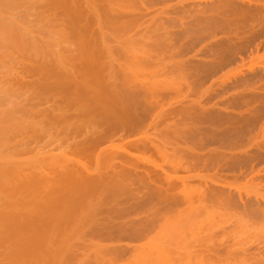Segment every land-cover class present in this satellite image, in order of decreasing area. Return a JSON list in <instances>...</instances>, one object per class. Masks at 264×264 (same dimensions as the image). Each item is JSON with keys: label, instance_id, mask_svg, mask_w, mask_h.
Here are the masks:
<instances>
[{"label": "bare ground", "instance_id": "bare-ground-1", "mask_svg": "<svg viewBox=\"0 0 264 264\" xmlns=\"http://www.w3.org/2000/svg\"><path fill=\"white\" fill-rule=\"evenodd\" d=\"M30 1H32V0H30ZM35 1H34V3L37 4L38 0H35ZM41 1H43V0H41ZM41 1L39 0L40 3H41ZM45 1L46 0L43 1L44 5L42 4V6H40L41 5L40 4L39 6H40V8L43 7V9H41V11H45L43 13H45L47 15V18H44V17H46L45 14H44V17L40 16V14L42 15L43 13H41V11L39 10L40 8L36 6L35 8H38L37 11L39 10L40 14H39V12H38V14H36L37 15L36 19L35 18L33 19V17H36L35 13H34L33 17L31 16V15H33V13L30 14V16L32 17V19H31L30 16L28 15L29 13H26L27 14L26 18H28V17L30 18L29 20H27V19H25V16L23 17V14H24L23 12H25V10L28 11V9H30L29 7H31V9H33V7H34L33 2H32V4H30L29 0H0V54L2 53L0 55V71H1V66H2V69L5 68L4 71L7 69L5 73L11 72L10 69H13L12 68L13 66L12 67L10 66L11 65V64H9L10 61H11L10 63H12V61H14V62L18 61L17 63H19V61H22L21 58H20L21 60H18L19 56L24 58V56L27 57L28 54H30L29 57L32 58V59L30 58L31 59L30 60L31 62L29 63L30 67L28 65L29 68L23 69L24 75H26L27 77H28V75L29 76L31 75V77L38 76L37 80L35 79L36 80L35 82H30V84H28L29 83L28 82L25 85L23 82H25V79L27 77L25 78L23 73H21V75H20L18 73L19 71H15L13 69L14 76L10 75V77L8 76V79H7L9 81V83L4 81L5 78L3 79V75H2V73L4 74L3 70L1 71L2 73H0V78L3 79V81L1 83H4V82L6 83V85L4 87L0 88V105H2V107L0 106V109L8 106V107L2 109L4 111V113L2 110L0 111V116H1L0 117V160H1V162H0V189H2V190L10 189V192L12 193V194L10 193V195L20 196V197H22L24 195L27 196V193L28 194L31 193V195L32 194L37 195L41 192L45 193L46 191H48V192H51V195L47 192L49 194L48 198H49L50 202H51V197L55 194V192L53 193V191L58 192L59 190H62V191L63 190H68V191L71 190L70 193H73V194H71V195H74L73 197L71 195L68 196L69 195L68 194L67 198H65L63 200V198L67 194L66 193L65 195H63L64 196L63 198L61 197V199L63 200V203L60 199V201H61L60 205H61V203L63 205L65 204L64 205L65 208L62 206H59L58 205L59 202L57 203V201H56L57 204L54 203L53 200H52L53 203L47 202L46 206L49 207V205H50L51 206L50 209L52 211L54 210V208H55V211L61 210V212H62V210H63V212H62L63 214H64V209H67L68 214H67L66 218L69 220H72V217H70V216L74 215L72 213L73 210L75 213L76 208H77V210H79L81 208H82L81 210H83L85 208V209H87V214H89L88 211L91 212L90 216H87L89 218V220L87 218V220L84 219V221L83 220L81 221V219H82L81 216H80L81 219L79 217V219L76 218L75 220L78 219L77 222L79 221V223L81 225L84 223L85 226H87V224L85 222H89V224H88L89 227H90V225H91V227L94 224L97 225L96 223L98 222L97 220H99L98 219L99 217L98 218H95V217L98 216L97 215L98 212L100 213V211H99L101 209L100 203H104L108 206H111V209L108 212H105V214L106 213L109 215L113 214V216L118 215V216H121L122 218H125L126 216H129V214H132V213L135 214V212L139 208H144V207L146 208L147 206H151V209H149V212H147L148 214H147L146 219H144L143 221L132 222V223L130 222L131 224L128 222L130 225L129 224H126V225L123 224V226L121 225V223H120V226L119 225L116 226L117 224H115L116 227H114V226L112 227L113 232L112 233L110 232V235L112 234L111 237H113V234L115 235V233H116L115 236H118L117 234H119L121 238H124V237L130 238V239L133 238L134 240H137L138 238H142V240H143V239H146L149 236V234H151V232L156 227H161V229L156 234H154L152 238H151V235L149 236L150 238L149 237L147 238V239H149V240H147L148 243L147 242H145L146 244L144 243L146 246L144 245V247H143V245H142L141 246L142 248L139 247L140 249L138 248V250L134 249L135 253H131V254H135L134 256L133 255L131 256V257H133V260L131 261V259H129L131 261L130 263H132V264H138L139 262H140V264L145 263V262H141L139 260V258H142V257L144 258V256H145V258L152 260L150 262V264H152V263L153 264H174L173 262H175V264H178V263H180V264H251L252 260H254V264L258 263L259 259L257 257H254L255 254H250V253L248 254V252H247L248 250L246 251V248H245L248 242L245 241L244 238H246L248 236L245 237L244 233H246V231H247L246 227H245L246 224L250 222V221L249 222H246V221H248L247 219L250 217L249 215H251V213H252V212L250 213V207H251L250 204L251 203L244 201V199H242L243 196L241 195V193H239L238 196H234V195L230 194L229 192H226L224 190V188L222 189V188H218V186H217V188L212 186V184L215 183L218 178L221 177V179H222V176L217 174L218 176H220V177H217L216 173H218V171L216 173H213V174H208V171H210L212 168H214L215 161L218 158L223 157L224 155L222 156L221 150L218 148H212L209 150H202L201 144H199L200 142H198L197 144L195 143V139L197 137L200 140V136H198L199 131L197 132L198 128L196 129L194 127L195 128V130H194L191 127L189 129V127H188L189 130L185 131V129H187V128L183 127V124H182L183 121H181V119H182V117L184 118V116H182L184 113H182V111H185L184 107H186V106L183 107L181 105L183 107V109L181 108V106H177L178 108L180 107L178 109L175 105L176 104L178 105L177 99L184 100V98L187 97V94H185L186 97L182 98V96H184L182 94L184 92L183 87L186 84L181 83V82L175 83L178 81V80H176V78H175V81L173 79L172 80L169 79L170 77L168 78L167 76H169L170 74L168 75L167 73L163 72L164 70H162V68H164V66H163L164 64L163 65L161 64L162 61H160L161 63H159V65L161 64L163 66L161 68L162 72L159 76L162 77L163 74L164 75L166 74V76L163 75L162 80L157 75L158 79L153 81V82L151 81L152 83H150L149 79H148L149 83H147L148 82L147 80H146L147 82L146 81L144 82L143 79H145L147 77V74H145L144 76L142 74V76L144 78L140 80L139 77H142V76L141 75L137 76L136 74H134V73H136V71L134 69L136 68L137 64H138L139 68L140 67L144 68V66H146L147 62H145V61H147L146 59L148 56L147 46H145L146 50L144 47V51H146L145 53L147 55L146 56L144 52L143 53L141 52L143 50L142 49L143 46L141 47V45L139 46L141 48V51L139 50L140 48L138 50H139L140 54L141 53L143 54V57L145 59L141 56L142 54L139 55L140 58L142 57L141 60H143V61L139 60L140 61L139 62L138 60H136V62H139V63H136L135 68L133 69L135 71L133 73L134 76H132L133 74L131 71H133V70L130 69V67L132 68V65L129 66V64L131 62L132 63L134 62L135 57H136V59L139 58L138 57L139 52L137 51V49L131 50V47H130V49L128 50L130 52H127V51H125L126 49L124 48L127 44L124 43L125 46L123 48L125 49L124 50L125 52L123 51L122 47L120 48L121 50L120 49L116 50V48L115 49L113 48V50L111 48H109V49L107 48V50L105 49L104 51H102L101 49L105 48V46H104V48L102 47V44L104 43V39L103 40L101 39V38H104L102 36L99 37L101 40L99 39L100 41L98 42L101 45V46L99 45V48H101V47L102 48L100 49V51H98L99 48L97 46L96 50L98 52L97 51L94 52L95 54H93V55L96 57L98 56L99 58H101V56H103V58H104V56H105V58H107L108 61H109V59L111 60V58H113L115 56L118 57L117 55H119L118 58L120 59V61H121V56H123L122 57L123 62L125 59V60H127V62H129V64L127 63V65H125V67H120L121 69L119 68L120 72L122 71L121 74H119V70H117L118 72L115 73L114 75L103 74V72H102L103 70L100 67L101 73L98 71L97 74H94L92 76L89 75L88 76L89 78L86 79L85 81H83L84 79L80 78L83 81V82H81L80 79H78L76 76L77 75L79 76L81 73L85 74V73H83V71L85 69L87 71V68L92 67V69H93V64H92L93 62H90V61H93V59H92L93 57L91 58L92 60L89 61V64H92V66L89 67L87 65L88 59L87 58L84 59V57H85L84 55L82 58L80 56V58H81L80 59V65L81 66H80L79 64L74 62L76 59H74L70 55L67 56L65 54V52L68 51V54H70L72 52V51L70 52L68 50V48L71 49V47H72V46L71 47L69 46V43H70L71 39H72V43H73V39H75V37L72 38L73 35L69 36V34H71V33L73 34V32H74V36H75V35H77L78 32H82V35H84L83 31L80 28L81 31H78L76 33L77 28L75 26L76 29H74L73 32H71V33L68 32V36H66L67 34H66V28H65V30L64 29L63 30L65 31L66 35H65V37H63V36L58 35L59 34L58 29L56 30L55 28H57L58 26L60 27L61 25H64L66 27L67 25L70 24L69 28L71 27L73 29V26L75 24H77L76 22H79L81 20H85V21L87 20V18H88L87 17L88 16L87 11L89 9L87 10V5L85 3H84V5H86V6L79 7V5L77 4L78 0H67V1L66 0H54V3L52 2V0H47V2H45ZM49 1H51L53 4L50 3ZM103 1H105V0H103ZM112 1H109V3H107L106 6L109 4L108 7L110 8V5L113 4ZM119 1H121V0L115 1L114 5L115 6L121 5V2H120V4L119 3L116 4V2H119ZM123 1H124V3L126 2L125 4L127 5V7L130 6V8L128 9L130 11V9L131 10H133L135 8L137 9L139 7L138 6L139 4L141 7V4H143L144 0H142V3L139 0V2H140L139 4L137 2L138 0H136V1L135 0H122V2ZM145 1L147 2V0H145ZM148 1L149 2H147V3H148V6L150 7V10H149L150 12L147 11V9H149L148 6H147L146 10H142L141 12L146 13V11H147V13L150 14L151 12L153 13L154 9L151 8L150 0H148ZM155 1L158 2V0H154L152 4L156 3ZM159 1L161 2L163 0H159ZM110 2H112V3L110 4ZM219 2H220V0H219ZM230 2H232V0H224V4L221 7L208 5V7H206V14H208V16L211 18H214V15L219 16V17L224 16V17L230 18V16L233 13H238L237 11L235 12L236 9L235 10L230 9V7L232 6V5H230ZM45 3L46 4L48 3V4L45 5ZM234 3H235V1H234ZM23 4L25 5V7ZM125 4H123L124 8H125ZM146 4H144V9H145ZM21 5L24 8L22 10H20ZM167 5L164 6V10L165 9L167 10V8L169 7V4H167ZM183 5H184V3H183ZM183 5L181 4V6H183ZM114 7H112V8H114ZM132 7H133V9H132ZM170 7H172V6H170ZM243 7H245V6H243ZM50 8L51 9L53 8L52 12L54 9H58V10H60L58 12H61V9H62L63 13L61 12V14H59V20H58V17H56V16H54V18H49V15L51 17H53L52 14H48L51 12ZM104 8H105V4L103 6V9ZM112 8H110L109 11L107 8V11L110 13ZM118 8H120V6ZM16 9H18V11H16ZM121 9H123L122 5H121V8L118 10V12H120ZM138 9L136 11L133 10L134 15L141 14V12L138 13ZM182 9H184V8H182ZM13 10L15 11V13H13ZM48 10H49V12H48ZM126 10H127V8H125V11ZM151 10H153V11H151ZM168 10H169V8H168ZM33 11H36V10L33 9ZM95 11H96V9H95ZM133 11L131 12V14L133 13ZM165 11L162 12V9L160 10V12H162V13H165ZM248 11H249V9H247L245 12H248ZM250 11H252V9ZM250 11L248 12V14H250V13L253 14V12H250ZM17 12L18 13L21 12L22 15L18 16ZM108 12H107V14H108ZM121 12L123 13L122 10H121ZM135 12H137V13L135 14ZM115 13H116V11H115ZM128 13L125 12L124 16L125 15L128 16ZM152 13H151V16H152ZM162 13L161 14L159 13L160 15L155 16V14H156V12H155V14L153 13L154 14L153 17L154 18L156 17L157 18L156 20H158V19L160 20L159 16H163ZM186 13H187V11H186ZM15 14H16V17L18 16V19L15 17ZM63 14L64 15L66 14V15L63 16ZM131 14L129 16H131ZM146 14H144L143 16L139 15L138 17H140V18L142 17V20H143V18H146L148 16V14L147 15ZM60 15L63 16L62 17L63 19H61ZM102 15H103V13H102ZM116 15H118L116 17H118L119 19H121V17H123L121 20L124 19L123 14H116ZM119 15H121V17H119ZM134 15H133V21H132V19L131 20L129 19L132 22L131 23L129 21L130 22V25H128L129 27L127 25H125L126 23L122 22V24L124 23V25H125V27L122 28L123 32H125V31L128 32L131 30V32L133 33L134 30H132V29L134 28L135 25L138 27L137 24H139L138 29L140 30V27H141L140 23L142 20L139 21V19H137V17L135 19ZM164 15H166V13ZM22 17L24 20H27V24L30 23V24H32V26L30 24H29V26H27L25 21H23L24 22V24H23ZM64 17H66V18H64ZM243 17L244 18L246 17L245 13H244ZM206 18H207V16H206ZM237 18L238 17L236 16V19ZM239 18H238V20H239ZM151 19H153V18L151 17ZM181 19H182V17L180 18V21H181ZM18 20H20L21 23ZM33 20H36V21L38 20V22H35L36 25L37 24L39 25L38 28H37L38 25L36 26L34 23H32V22H34ZM96 20H98V19L96 18ZM111 20L115 21L114 17H113V19L111 18ZM209 20L211 21V19H209ZM234 20H233V22H234ZM100 21H99V23H100ZM151 21H153V20H151ZM129 22H128V24H129ZM134 22H135V24H134ZM181 22H183V21H181ZM225 22H227V21H225ZM42 23H43V25H41ZM86 23L88 24V22H86ZM86 23L84 22V30L87 29ZM95 23L97 24V21ZM95 23L93 24L94 26H95ZM33 25H34V27H33ZM88 25L90 26V22ZM256 25H257V23H256ZM30 26L32 28H35V29L37 28L36 30L38 31V33H39V31H41L40 34H43V31H44V33L47 32V34L52 36V35H55V32H56L57 41H55V37H54V40L51 38L54 42L50 41L49 43H46L45 44L46 46H45L43 44V41L41 40V38H43V40H44V37L46 36V34L43 37L41 35V38H40V40L42 41L41 42L38 38L39 36L37 37V35H36V37H34V35H35V33H37V31L35 29L34 30L31 29ZM104 26H106V24ZM136 26H135V28H136ZM25 27H27L28 29H26ZM61 27H63V26H61ZM23 28H24V30H22ZM29 28L31 29V31L29 30ZM71 28L69 30H71ZM90 28L92 29V27H90ZM90 28H88V31ZM128 28L130 30H128ZM142 28H141V32H139L141 36H142V33H144V30L142 32ZM123 29H125V30H123ZM145 29L148 30V28H145ZM149 29H150L149 34H148V32H146L143 35L145 37H147L146 35L148 34V39H151L152 36H150V35L156 36V33L152 34V32L154 30L153 27L149 28ZM156 29H157V27H156ZM69 30H67V31H69ZM23 31H25V32H23ZM96 31H97V29H96ZM118 31H119V29H118ZM136 32H137V30H136ZM154 32H156V31L154 30ZM90 33L91 32L89 31V34ZM119 33L122 34L121 31ZM139 33L135 34L136 37H137V35L139 36ZM160 33H162L161 29H157V35ZM89 34H86V36ZM92 35H94V34H92ZM122 35H124V33ZM135 35H133L132 38L129 37L130 39H128V40L130 42L134 41V39H136L135 40L136 42L140 41V40H137ZM58 36H60V37H58ZM144 36H143V38H144ZM94 37H96V35ZM162 37H164V36H162ZM126 39L127 38H125L124 40H126ZM46 40H48V39H46ZM93 40H98V39L96 38ZM74 41H77V40H74ZM38 42H41L42 45H44L45 47L41 46ZM44 42H45V40H44ZM90 42H91V40H90ZM93 42L95 44V41H93ZM140 42H138V43H140ZM146 42L144 45H146ZM75 43H78V42H75ZM75 43H73L71 45H74ZM82 43H84L83 40H82ZM109 43H110V41H109ZM167 43H169V42H167ZM38 44L40 45V47H43V49H40ZM62 44H63V46H62ZM94 44H93V46H94ZM60 45H61V48L59 47ZM108 45L109 44H107L106 47H109ZM93 46H91V47H93ZM149 46H151V45L149 44ZM149 46H148V51L150 54L151 49L149 48ZM38 47H39L38 52H36L35 50H37ZM85 47H87V46H84V48ZM126 47H127V49L129 48L128 46H126ZM152 47L153 46H151V48ZM51 48H54L55 50H51ZM134 48H135V46H134ZM9 49H11L12 51ZM75 49H77V51L79 53L84 51L83 48H81L80 46H79V48H75ZM81 49L83 51H81ZM32 50H33V52H32ZM115 50H116V52H115ZM175 50H177V49H175ZM175 50L173 52H175ZM10 51H11V53H10ZM107 51H111V52L113 51L114 53H110V55L107 54V56L109 55L108 57L112 56V54H113V57H110L108 59V57L105 54V53H107ZM119 51H122L121 53H125V54H121ZM14 52H17L16 53L17 55L19 53L18 57L16 56L14 58V56H13V55H15ZM32 53H33L34 57L31 56ZM75 53H77V52H75ZM164 53H166V52H164ZM179 53H180V51H179ZM179 53H177V54H179ZM84 54H86L85 51H84ZM136 54H137V56H136ZM93 55H90V56H93ZM159 55H163V54H159ZM157 56H158V54H157ZM174 56H176V55H174ZM87 57H89V56H87ZM126 57L131 58L132 59L131 62H130V59L128 61V58H126ZM150 57H152V55H150L148 58L149 59V61L147 63V64H149L148 67L156 64V60H154L155 62L153 60H151V62L152 61L153 62H152V64H150ZM40 58H42V59H40ZM133 58H134V60H133ZM27 60L29 61V58ZM116 60H117V58H116ZM7 61H8V63L6 66L5 63ZM24 61H22V62L24 63ZM72 61H73L72 67L74 66L73 64L75 63L76 66L77 65L80 66L81 72L79 71L80 68L78 66H77L78 69L76 68V66H74V68H71L70 62H72ZM113 61H114V59L111 61V63H113ZM2 62H3V64H2ZM22 62H21V64H22ZM27 63L28 62L26 61V65H27ZM115 63L116 62L114 61V64H112V65L114 66V69H116V68L118 69L119 65L117 67L116 66L117 64H115ZM124 63H126V61ZM102 64H103V62H102ZM104 64H105V62H104ZM120 64H121V62H120ZM12 65H13V63H12ZM108 65L110 66V62L107 63V66ZM102 66L104 67L105 65H102ZM127 66H129V68H126ZM100 68L98 65L96 70L94 69V73H95V71H97V69L100 70ZM109 68L106 69V71L109 70ZM122 68L124 69L125 72H123ZM158 68L160 69V66L159 67L155 66V69L157 70V72H160L161 70H159ZM177 68H178V66H177ZM111 69H112V71L114 70L112 67H111ZM166 69H165V71H166ZM126 70H128V71H126ZM129 70H131L130 71L131 75L128 74ZM153 70H154V68H153ZM20 71L23 72L21 69H20ZM90 71H92V70H89V73H90ZM109 72H111V71H109ZM15 73H16V76H15ZM75 73H76V75H75ZM87 73H88V71H87ZM98 73H100L101 75ZM172 73H174V71ZM151 74L154 76L155 72H154V74L153 73H151ZM148 75H150V74H148ZM150 76H148V78H150ZM5 77H6V75H5ZM11 77L12 78L14 77L13 81H16L14 84H12L13 81L10 82L11 80H9V79H11ZM15 77H18L19 79H21V81H17V79ZM136 77H138V78H136ZM164 77H167V78L165 79ZM171 78H173V76ZM23 79H24V81H22ZM50 80H54V83H52V82L49 83L48 81H50ZM16 86L19 88L22 87L21 89L24 92L23 93L21 92V93L23 95L26 94V96L23 97V99L24 98L26 99V100H24L25 102H28L30 97L32 99H34V101L37 100V104H39L40 101L42 102V99L47 101V100L53 98V100L59 99L58 101L61 102V106L59 107V109H57L58 105H59L58 104L57 107L55 108V110H50L51 109L50 108L49 110L38 111L37 108L40 105L37 106V104H33V105H36L37 107L33 108L30 112L28 110L25 111L26 108H22L21 107L22 104L21 105L18 104V107H12V106H17L19 99L22 98V96H21L22 94L21 95H18V93L13 94V95L10 94V93L16 92L15 91ZM166 87L168 89H165ZM186 87L188 88V90H187L188 93L190 91L192 93V91L194 90V86L192 88V86L186 85ZM169 89L172 90L173 96H169V98H167L168 96L165 97L164 93H166L167 91L169 93ZM189 89H190V91H189ZM4 91H7L8 93L10 92V93L8 94ZM135 91H137V93H138V91H141L138 93V94H141V96H143V94H144L142 100H141V96L139 98L138 97L139 95L134 94ZM195 92L198 93V90H195ZM195 92H194V94H195ZM170 93H171V91H170ZM7 94L9 95V97ZM3 95H4V97H3ZM14 95H15V98L16 97H20V98H18V99L16 98V101L14 102V103L17 102L16 105L15 104L11 105V110L7 111V109L9 108V105L11 104L10 101L13 103V101L15 100L14 99L12 101V99H10V96L12 97ZM135 95L137 96L136 101H138L140 99L139 102L141 101V103L144 105L142 108H141V106L139 107L140 110L142 109L140 112L136 111L138 109V107H136V110L134 109L135 105L133 104V102H135V99L133 98V101L131 100L132 96L135 97ZM174 95H175V97H174ZM179 96L181 98H179ZM170 97H172V98H170ZM8 99H10V101ZM2 102L4 104H2ZM139 102H136V105L138 104V106H139L140 105ZM6 104H9V105H6ZM165 104H167L168 107L164 109ZM19 105L24 110L23 111L24 113L18 112V111H20ZM189 105H190V103H189ZM191 105H192V103H191ZM193 106L195 107V102L192 105V107ZM23 107H25V106H23ZM18 108H19V110H18ZM22 109H21V111H22ZM138 111H139V109H138ZM25 112H26V114H25ZM39 114L42 117V119L40 118L41 119L40 121L38 119V117H40ZM179 117H181V119ZM18 118H20L22 120V122H20L21 120ZM17 120H19V121H17ZM5 123L8 125L7 127H5L6 126ZM52 130H54L55 133H52L51 132ZM50 132H51L50 138H48L49 135L47 136V134H49ZM195 132L197 133V135H195ZM184 133L185 134L188 133L189 136L191 134H194L197 137H194L192 135L194 137V141H192L193 139H191V140L189 139L190 140V142H189V140L185 141V139H184L185 143H183V142H181V140L184 136ZM23 136H25V137H23ZM45 136L47 137V139H49L48 140L49 143H47V144H51L52 142L53 143L57 142L58 146L61 148L63 141L72 140L75 142V143H73L74 148L72 150L67 148L69 155H68V153H66L67 152L66 149H63V147H62V149H61L62 151L57 155H55L54 153H53L54 155L53 154H46V152H45L43 155H39V156L36 155L34 157H31V158L26 157L24 160L21 158L16 159L17 157H15V155L18 152L20 153V155L23 154V153L21 154V151H23V150H24L23 152H25V153L28 152L26 145L30 141L29 139H31V140L32 139H39V140L42 139L43 140V138L45 139ZM7 137H11L12 141H11V139H9V141L8 142L6 141L7 142L6 143L5 140L8 139ZM15 137L16 138L18 137V139H19V137H20V139L23 137V139H25V140L28 139V141L26 140L25 146H24L23 145L24 144L23 139H22V144L20 143L21 142L20 139L19 140L16 139L15 141L18 142V143H16V146L18 145V147H19V145H20V147H21V145H22L21 151L20 150L18 151L16 149V147L13 146L12 151H10V153H9L7 147L15 145L13 142ZM184 137H187V136H184ZM130 138H133V139H130ZM199 140H196V142ZM191 141H192V143H191ZM105 143H109V146L108 147L105 146V148H101V145L105 144ZM11 148L12 147H10V149ZM14 148H15V150H14ZM65 148H66V146H65ZM4 149H7L6 150V151H8L7 154H5L6 151ZM13 150H14V152H13ZM44 150H45V148H44ZM2 151H3V153L5 152L4 154L6 155L7 159L9 157L8 160H6L5 156H3L4 154L3 155L1 154ZM11 152H13V153L11 154ZM8 153H9V156H8ZM10 155H12V156L10 157ZM17 156H19V154H17ZM2 160H4V161H2ZM220 160H221V158H220ZM3 162H5V163H3ZM217 162H216V164H217ZM162 164L168 166V171H166L162 168ZM26 168L28 169L27 173L28 172L29 173L28 174L26 173V176H25V174L23 175L21 172ZM182 169L188 171L189 173L192 171H195V170L198 172H197V174H191V175H188L186 177H178L177 173ZM140 170H144V173H143V171H141L143 173V174H141ZM203 171L206 173H201ZM22 176H24V177H22ZM132 186H136L137 189L133 190ZM235 190H237V189H235ZM240 191H241V189H240ZM257 195H258V193H257ZM14 196L11 198L12 200L13 199L15 200ZM261 196H259V197H261ZM68 197H70V198L72 197V202L70 201L71 205L67 204V202H69V200H70V198H68ZM34 198H35V200H34ZM34 198H33V200H34L33 203L35 202L34 203L35 206H36V204L37 205L43 204V203L46 204L47 199L45 200V197L43 199L40 198L39 202H38V200H36L37 197H34ZM262 198H264V196H262ZM43 200H45V201H43ZM6 201H7L6 198H4L2 200L0 198V204H2L3 202H6ZM248 201H250V200L248 199ZM254 203H255V201H254ZM178 204H181V205L183 204L185 206L184 210L182 209V212H180V213L183 214V212H188V213H190V215L184 216L182 214H179L177 217H172V215H170V214L173 212L174 207ZM57 205L59 206L58 210L56 209L58 207ZM29 206H30V204H29ZM53 206H54V208H53ZM99 206H100V209H99ZM161 206H166V207L162 209ZM61 207H62V209H61ZM85 209H84V211H85ZM2 212H3V210H2ZM4 212H5V210H4ZM69 214H70V216H69ZM95 214L97 216H95ZM259 214H261V213H259ZM64 215L66 216V212ZM77 215L78 214H76V217H77ZM176 215H177V213H176ZM217 216H218V219H216ZM13 217H14V215H13ZM108 217H110V216H108ZM200 217L202 218L203 222L207 221L206 222L207 224L205 223L206 226L203 227L204 224L200 222V220H201ZM213 218H215V221L213 220ZM182 219H184L185 221H183ZM192 219L198 220L201 223V225L199 224L197 227L198 232L202 231V228H203V230L212 231L211 234H209V235L207 234L206 236L201 237L202 239L201 238H198L199 240L197 239L198 240L197 245L199 244L200 249L197 248V245L195 243L197 240H194V236L196 235L195 233H198L197 231H195V233H193V231H194V229H196V227L193 229L194 226H192L193 231L190 230L192 232L191 234L193 236L187 235L188 233H186L183 236L186 229H185V231L183 230V232H182L183 234L181 233V230H180L181 227L189 224L188 221L191 222ZM231 219L232 220L234 219L235 220L234 223H237V224H234L235 225L234 229H235L236 233L238 231V234H236L237 235L236 236L234 233L236 238L235 239L233 238L232 243L227 244V242H228L227 240H230V238H226L225 240H224V238L227 236V233H229L230 231L226 232V233L222 232L223 234H221V236H220L222 238H220L218 236L219 234L216 235V233H214V231L216 229H218V226L221 227V225H222V223H224V221H226V220L231 221ZM106 220H107L106 223L108 224L109 220L108 219H106ZM177 220H179L180 222L183 221V222H185V224L184 223L180 224V225H182L180 228H179V226H177V229L175 227L173 229L172 226H174V225H172V226H170V225L172 223H175ZM216 220H217V222H216ZM220 220H221V222H219ZM222 220H223V222H222ZM249 220H251V219L249 218ZM101 221H100V224H101ZM213 221H214V223H216L215 225H213L214 224ZM186 222H187V224H186ZM219 223H221V224H219ZM95 225H94V227H95ZM111 225H112L111 222H110V226L105 225V222H104L105 227L109 226L111 228ZM168 226L171 228H168ZM200 226H202V227H200ZM215 226H217V227H215ZM79 227H80V225H79ZM79 227L77 226V229ZM96 227L94 229H96ZM248 227H250V226H248ZM183 228H185V227H183ZM252 228H253V226H252ZM221 229H223V228H221ZM231 230H232V232L234 231L233 226H232ZM243 231H245V232H243ZM104 232L106 233V231H104L102 229L99 231L97 230V234L98 235L100 234V236H101V234H103V236H104ZM179 232H180V234H179ZM72 233H74V232H72ZM72 233L70 232V233H68V235L69 236L71 235V237H74L75 235H77L76 231H75V233H76L75 235L74 234L72 235ZM79 233L80 234H78V235L80 237H81V235L83 236V233L81 234L80 230H79ZM242 233L244 235H242ZM97 234H96V236H97ZM108 234H109V232H108ZM108 234L105 236L107 237ZM189 234H190V232H189ZM205 234H206V232H205ZM79 236L78 237L75 236L74 238L79 240ZM185 236L189 237L190 242H191V239L194 240L195 244L193 243V246L191 244L188 246V243H189L188 240L189 239L187 238L188 239L187 240L185 238ZM216 236H218V237H216ZM223 236H224V238H223ZM86 237H87V235H86ZM93 237H95V235ZM93 237H92V239H93ZM84 238H85V235H84ZM81 239H83V238L81 237ZM184 239L186 240V242H188L187 245L185 244ZM200 241H201V243H200ZM89 245L94 246L92 244V242H90ZM195 245H196L197 250H201L200 253L198 252L199 254L193 253V251H194L193 249H194ZM97 248L98 247L94 246V249L96 250V252H97V250L99 252L101 249L100 248L97 249ZM93 252L96 254L95 251H93ZM195 252H196V250H195ZM7 254H8V252H7ZM97 256H98V254H97ZM97 256L95 255L94 258H96ZM122 257H123V255H122ZM97 260L98 259L96 258V262H98ZM124 261H123V263H124ZM112 262H114V261H112ZM115 263H116V261H115ZM107 264H112V263L107 262ZM127 264H128V262H127ZM145 264H147V263H145Z\"/></svg>", "mask_w": 264, "mask_h": 264}, {"label": "rangeland", "instance_id": "rangeland-1", "mask_svg": "<svg viewBox=\"0 0 264 264\" xmlns=\"http://www.w3.org/2000/svg\"><path fill=\"white\" fill-rule=\"evenodd\" d=\"M34 1L35 0H32V1L29 0V3L32 4V2L34 3ZM43 1H41V3H40L38 0L37 4L34 3L33 9H35L36 11H33V9H31V7H29L31 10L30 9H28V11L25 10V12H23L25 14V15L23 14V17L25 16V19L29 20L30 18L32 19V17L34 16V13H35V15L38 14V12L40 14L41 9H43V7L40 8V6H42V4L44 5ZM109 1H112V0H105V1H103V0H98V1L97 0H81V1L78 0L77 4L79 5V7H81V6L83 7V6L87 5V10L89 9L88 10L89 12L87 11V15H88L87 20L86 21L81 20L79 22H76L77 24H75L73 26V29L70 27L71 30H69L70 24L67 25L66 27L64 25H61L63 27L58 26L57 28H55L56 30L58 29V33H59L58 35L63 36V37H65L66 34H67L66 36H68V32L71 33L76 28L77 29L79 28L78 30L76 29V33L78 31H81L80 28L83 31L84 35H82V32H78L77 35H75V36H74V32H73V34L72 33L69 34V36L73 35L72 38L75 37V39H73V43H75V42H78V43H75L76 45L75 44L71 45V44H73L72 39H71L69 46L70 47L72 46L73 48L72 47H71V49L68 48V50L70 52L71 51L72 52L70 54H68V51H66L65 54L67 56L70 55L71 57L76 59L74 62L79 64V65H80V59L84 55L85 56L84 59H86V58L88 59L87 65L90 67L93 64V69H92V67L87 68L88 73L85 69L83 71V73H85V74L81 73L79 76L77 75L76 77L78 79H80V78L84 79L83 81H85L86 79L89 78L88 77L89 75L92 76L94 74H97L98 71L101 73V68L103 70L102 71L103 74H106V75L107 74L114 75L115 73L118 72L117 70H119V74H121L122 71L120 72V69H121L120 67H125V65H127V63L129 64V62H127V60H125V59H124V62L126 61V63L123 62V58H122L123 56H121V61H120V59L118 58L119 55H117V54L116 55L118 57H116V56L113 57V54H112V56H110V57H113V58H111V60H110L109 59L110 57H108V56L110 55V53H114L113 51L112 52L107 51V53H105L106 56H107V54H109L107 56L109 61L107 60V58H105V56H104V58H103V56H101V58H99L98 56L97 57L94 56L93 54H95L94 52L97 51L96 50L97 46L99 48V45H100L98 42L101 39L102 40L104 39V43L103 44L101 42L100 43L102 44V47L104 48V46H105V48L101 49L102 48L101 47V48H99L98 51H100V49L102 51H104L105 49L107 50V48L108 49L111 48L112 50H113V48L114 49L116 48V50H118L122 47L123 51L126 49L125 51L130 52L128 50L131 47V50L137 49V51L139 52V50L141 51V48L139 47L141 45V47L143 46L142 47L143 50L141 52L145 53L146 51H144V47L147 46L148 56L145 53V55L147 56V59H146L147 61H145V60L144 61L148 63V61H149L148 58L150 55H152V57H150V64H152V62L154 60H156L157 65L156 64L151 65V66H149L150 67L149 68L148 67L149 64L146 63V66H144V68L143 67L139 68L138 64L136 65V63L143 61V60H141L143 57V54L141 53L142 54L141 55L139 52L138 57H139V55H141L142 57L141 58L139 57L137 59L135 57V60L133 58L134 64L131 62V60H132L131 58L126 57V58H128V61L130 59V62L132 63V64L131 63L129 64V66L132 65V68L130 67L131 70H133L135 68V65H136V68L134 69L136 71V73H134L135 72L134 70L133 71L129 70L128 74H130L131 72H132V74L134 73L137 76L138 75L142 76V74L144 76L145 74H147V77L145 79H143L144 78L143 76L139 77L140 80L143 79L145 82L146 80L148 81V79H149L150 83H152L153 81L158 79V76L161 74L162 70H164L163 71L164 73H167L168 75L170 74L169 76H167L168 78L170 77L169 79H171V80L173 79L175 81V78H176V80H178L175 83L181 82V83H184L186 85L192 86V88L194 86V90L192 91L193 94L191 93L190 89H189L190 92L189 93L187 92L188 88L186 87V85L183 87L184 92L182 91L183 92L182 94L184 96H182V98L186 97L185 94H187V97H186L187 99L186 98H184V100L177 99L178 102L177 101L176 102L178 103V105L175 103L176 104L175 106L176 107L181 106V105L183 107L186 106V107H184L185 111H182V113H184V114L183 115L181 114L182 116H184V118L183 117H182V119H181V117H179V118L181 119V121H183V123H182L183 127L187 128V129L184 128L185 131H188L190 129V127L193 128L194 130H195V128L196 129L198 128L197 132L199 131L198 136H200V140L197 136H195V135H197L196 132H195V135L191 134L190 136L188 133L185 134L186 133L185 132L184 136H187V137L183 136L181 142L185 143V141H187L189 139L190 140L193 139L192 141H194V137H197L195 139V143L197 144L198 142H200L199 144H201L202 150H209L212 148H218L221 150V154H222V156L223 155L224 156L220 157L221 160H220V158H218L215 161L214 168H212L210 171H208V174H213V173H216L218 171V173H216V175L218 174V175L222 176V179L220 176L217 175V177H220V178H218L219 180L217 179L216 182L214 181L215 183H213L212 186L216 187V188H217V186H218V188H222V189L224 188V190L226 192H229L230 194H232L234 196H238L239 193H241V195L243 196L242 199H244V201H246V202L251 203L250 204V206H251L250 207V213L251 212L252 213H251V215H249L250 216L249 218L251 220H249V218L247 219L248 221H246V222H249V221L250 222L247 223L245 226L246 230H247L246 233H244L245 235L243 233H242V235H244L245 237L248 236V237H246L247 239L244 238L245 241L248 242V243L246 242L247 245L245 247L246 251L248 250L247 251L248 254L249 253L255 254L254 257H257L259 259L258 260L259 262L256 264H264V198H262V196H264V0H232V2H230V5H232L230 7V9L231 10L236 9L235 12L237 11L238 13H233L230 16V18L224 17V16L219 17L216 15H214V18H211L208 16V14H206V7H208V5L221 7L224 4V0H220V2H219V0H217V1L216 0H165V1L163 0L161 2L158 0V2L155 1L156 3H154V4H152L154 0H152V1L150 0L151 8L154 9V11L153 10H151V11H153L154 14L156 12L155 16L160 15L163 11H165L166 9L164 10V6L169 4L168 8L170 11L167 8V10L165 11L166 15H164L165 13H162L163 16H159L160 20L159 19L156 20L157 18L153 17L154 14L152 12H151L152 16H151V13L150 14L147 13V11L150 10V7L148 6V3H147V2H149L148 0H147V2L145 0L143 1V4H141V7L143 6L142 8L140 7V4H139L140 2L142 3V0H140V2H139V0L137 1L139 4V5L137 4L139 7L136 5L139 8V9L137 8L138 13H140L142 10H146L147 6L149 7V9H147V11H146L148 16L146 18H143V20H142V17L140 18L138 16L139 15L143 16L144 14H146L145 12H141V14H139V15H137L136 14L137 12H135L136 15H134L133 10L136 11L137 9L136 8L133 9V7H132L133 10L130 9V11H129L128 9L130 8V6L127 7V5L125 4L126 2L124 3V1L122 2V0L119 2H116V4H118V3L120 4V2H121L122 8H123L121 10L123 11V13L121 12V10H120V12H118V10L121 8V5H117V6L114 5L115 1H117V0H115V1L113 0L112 1L113 4H111L112 2H110V4H111L110 8H112L114 6L115 7L112 8L110 13H109L108 12L110 10V8L108 7L109 4L106 6V4L109 3ZM234 1L236 4L234 3ZM45 2H47V0ZM49 2L54 3V0H52V2L51 1H49ZM102 2L105 4L104 9H103L104 4ZM84 3L86 5H84ZM122 3L125 4V8H127L126 11H125V8H124ZM183 3H184V5H183ZM47 4L45 3V5H47ZM144 4H146L145 9H144ZM181 4L183 6H181ZM36 6L40 8L39 9L40 11L39 10L37 11L38 8H35ZM119 6H120V8H118ZM170 6H172V7H170ZM243 6H245V7H243ZM21 7H22V5L20 6V10L24 9L23 7L22 8ZM24 7H25V5H24ZM107 8H108V11H107ZM182 8H184L185 10ZM18 9H16V11H18ZM52 9L50 8L51 12L48 14H52L53 17H51L49 15V18H54V16H56V17H58V20H59V14H61L62 9H61V12H58V11H60L58 9H54L52 12ZM95 9H96V11H95ZM161 9H162V12H160ZM247 9H249V11L252 9V11H250V12H253V14L252 13L248 14L249 11L245 12ZM14 10H13V13H15ZM115 11H116V13H115ZM132 11H133V13L131 14ZM186 11H187V13H186ZM43 12H45V11H41V13H43ZM48 12H49V10H48ZM107 12H108V14H107ZM125 12H127V13L129 12L128 16L130 14H131V16H129V17L126 15L124 16ZM26 13H29L28 14L29 16L32 13H33V15H31L32 17L30 16V18L29 17L26 18V15H27ZM102 13H103V15H102ZM244 13L246 16L245 18L243 17ZM44 14L45 13H43L42 15L40 14V16L44 17ZM116 14H123L125 20L124 19L121 20L123 18V17H121V15H119V17H121V19H119L118 17H116V16H118ZM17 15L21 16L22 13L17 12ZM65 15L63 14V16H65ZM133 15H134L135 19L137 17V19H139V21L142 20L141 23L139 22L141 24L140 30L138 29L139 24H137L138 27L135 25L136 26V28H135V26L133 25L135 29L131 28L135 32L133 31V33H132L129 28H128V30H130V31L123 32L122 28L125 27V25H127V26L130 25L131 19L133 21ZM18 16L16 17V14H15V17L17 19H18ZM60 16H61V19H63L62 18L63 16L62 15H60ZM206 16H207V18H206ZM236 16L238 18L240 17L239 20H238V18L236 19ZM23 17H22V19H23ZM66 17H64V18H66ZM113 17H114L115 21L111 20V18L113 19ZM151 17L153 19H151ZM181 17H182L181 21H183V22L180 21ZM34 18L36 19L37 15H36V17H33V19ZM44 18H47V15ZM96 18L98 20H96ZM209 19H211V21ZM20 20H18V21L20 22ZM27 20L23 19L22 22L25 21L27 24ZM151 20H153V21H151ZM233 20H234V22H233ZM33 21L34 22H32V23H34L35 25H36L35 22H38V20L37 21L33 20ZM96 21H97V24L95 23ZM99 21H100V23H99ZM225 21H227V22H225ZM84 22L85 23L88 22V24L90 22V26L86 23L87 24V29H86L87 31L84 30ZM122 22H124L126 24L124 25V23L122 24ZM128 22H129V24H128ZM94 23H95V26L93 25ZM256 23H257V25H256ZM23 24H24V22H23ZM29 24L30 23H28L27 26H29ZM105 24H106V26H104ZM134 24H135V22H134ZM30 25L32 26V24H30ZM41 25H43V23ZM75 26H76V28H75ZM33 27H34V25H33ZM38 27H39V25L37 26V28ZM90 27H92V29ZM142 27L148 28V30L145 28L143 29ZM152 27L156 32H154V30H153V32L152 31L151 32H152V34L156 33V36L150 35V36H152V38L148 39V34H149V30H150L149 28H152ZM156 27H157V29H161V31H162V33H160L161 35L160 34L157 35ZM25 28L28 29L27 27H25ZM65 28H66V34L64 31ZM88 28H90L89 31L94 35H92L91 33H90L91 35L89 34ZM141 28H142V32H143V30H144V33L148 32L147 35L145 34L147 37H145L143 35L144 33H142V36L140 35L139 32H141ZM31 29L34 30L35 28L31 27ZM31 29L29 28L30 31H31ZM96 29H97V31H96ZM118 29H119V31H118ZM22 30H24V28ZM67 30H69V31H67ZM123 30H125V29H123ZM136 30H137V32H136ZM120 31L122 32V34L124 33V35L120 34L119 33ZM23 32H25V31H23ZM40 32L41 31H39V33H38V31H37V33H35L34 37H36V35H37V37L39 36L38 38L40 40L41 35L43 37L46 34V36L44 37L45 42H44L43 38H41L44 45L46 43H49L50 41H53L54 37H55V41H57L56 32H55V35H52L53 37L50 36L49 34H47V32L44 33V31H43V34H40ZM136 33L137 34L139 33V36L137 35V37H136V35H135ZM86 34H89V35L86 36ZM95 35H96V37H94ZM133 35H135L137 40H140L141 42L140 41H138L140 43L136 42L135 41L136 39H134L135 42L134 41L130 42L128 39H130L129 37L132 38ZM60 36H58V37H60ZM101 36L104 38L100 39L99 37H101ZM143 36H144V38H143ZM162 36H164L165 38ZM96 38L98 40H93ZM125 38H127V39L124 40ZM46 39H48V40H46ZM74 40H77V41H74ZM82 40L85 44L82 43ZM90 40H91V42H90ZM93 41H95V44ZM109 41H110V43H109ZM41 42H38V43L41 46H44V45H42ZM145 42H146V45H144ZM167 42H169V43H167ZM124 43L127 44L126 46L129 47L128 49ZM93 44H94V46H93ZM107 44H109L108 45L109 47H106ZM149 44L151 46H153L154 48L153 47L151 48V46H149ZM40 45H39V47H40ZM62 46H63V44H62ZM79 46L81 48H83V50L85 51L86 54H84V51L82 49H81V51H83V52H80V53L77 51V49H75V48H79ZM84 46H87V47L84 48ZM91 46H93V47H91ZM134 46H135V48H134ZM148 46L151 49L150 54L148 51ZM39 47L37 48V50H35L36 52H38ZM59 47L61 48V45ZM40 49H43V47H40ZM175 49H177L178 51ZM9 50H11V49H9ZM33 50H32V52H33ZM51 50H55V49L51 48ZM116 50H115V52H116ZM145 50H146V47H145ZM174 50H175V52H173ZM11 51H10V53H11ZM163 51L166 53H164ZM179 51H180V53H179ZM75 52H77V53H75ZM119 52L121 53L122 51H119ZM16 53L17 52H14L15 55L12 54L14 56V58L16 56L18 57V55H19V53H18V55ZM177 53H179V54H177ZM121 54H125V53H121ZM157 54H158V56H157ZM159 54H163V55H159ZM29 55L30 54H28L27 57L24 56V58L20 57V56L18 57L19 58L18 60H21V59H22V61L25 60L24 61L25 64L22 61H19L20 64L17 63L18 61L17 62L12 61V63H13V65H12V63H10L11 62L10 61L9 62V64H11L10 66L11 67L13 66L12 68L15 71H19L18 73L20 75H21V73H23V75H24L23 69H25V68L27 69L30 67L29 63L31 62L30 60L32 58L29 57ZM90 55H93V56H90ZM174 55H176V56H174ZM31 56L34 57L33 53L31 54ZM80 56H81V58H80ZM87 56H89L90 58ZM136 56H137V54H136ZM28 58H29V61L27 60ZM91 58L93 59V61H90V60H92ZM116 58H117V60H116ZM40 59H42V58H40ZM113 59L116 62L115 64H117L116 66L118 67V65H119L118 69L116 67H115L116 69H114V66L112 65V64H114V61H113V63H111V61ZM136 60H138V61L140 60V61L136 62ZM151 60H153V61L151 62ZM26 61L28 62L27 65H26ZM89 61L93 62V63L89 64ZM101 61L103 62V64ZM160 61H162V63ZM21 62H22V64H21ZM97 62L98 63L100 62L102 65H105V66L103 67L100 63L98 64ZM104 62H105V64H104ZM108 62H110V66L109 65L107 66ZM120 62H121V64H120ZM7 63H8V61L5 63L6 66H7ZM72 63H73V61L70 62V66H71V68H74V66H76V64L74 63L73 64L74 66L72 67ZM159 63H161L162 65L164 64L163 65L164 68L165 69L167 68L166 71L164 68H162L163 66L161 64L159 65ZM2 64H3V62H2ZM28 65H29V67H28ZM98 65H99V68L100 67L101 68H100V70L97 69V71H95V73H94V69L96 70ZM77 66H76V68H77ZM80 66H78V67L80 68ZM129 66H127L126 68H129ZM155 66L156 67L160 66V69L159 68L158 69L161 70V68H162V70L160 72H157V70L155 69ZM177 66H178V68H177ZM111 67L116 72L114 70L112 71ZM108 68H109V70L106 71V69H108ZM153 68H154V70H153ZM4 69H2V66H1V71L3 70L4 74L1 71H0V73H2L3 79L5 78L4 81L9 83V81L7 80L8 76L9 77H10V75L14 76V71H13V69H10L12 73L11 72L5 73L7 69L5 71H4ZM20 69L23 72H21ZM89 70H92V71H90V73H89ZM172 70L174 71V73H172L173 72ZM79 71L81 72V68L79 69ZM109 71H111V72H109ZM126 71H128V70H126ZM123 72H125L124 69H123ZM154 72H155V74H154ZM100 73H98V74H100ZM151 73H153L154 76ZM134 74L132 76H134ZM148 74H150L151 76ZM5 75L7 78L5 77ZM75 75H76V73H75ZM163 75H162V77L159 76L161 78V80L163 78ZM15 76H16V73H15ZM24 76H25V78L27 77L26 75H24ZM148 76H150V78H148ZM164 76H166V74ZM172 76H173V78H171ZM167 77H164V78L166 79ZM15 78L17 79V81H21V79H19L18 77H15ZM37 78H38V76L31 77V75L30 76L28 75V77L25 79V82H23V83L26 85L29 82L28 84H30V82H35L37 80ZM136 78H138V77H136ZM3 79L0 78V88L4 87L6 85L5 82L1 83L3 81ZM13 79H14V77L13 78L11 77V79H9V80H11L10 82H12ZM81 79H80V81L83 82ZM22 81H24V79ZM149 81L147 83H149ZM15 82L16 81H13L12 84H14ZM48 82L54 83V80H50ZM21 88L16 86L15 87L16 92L15 93L9 92V93L11 95L17 94V93H18V95H21L24 92V91H22ZM165 89H168V88L166 87ZM195 90H198V93L195 92ZM170 91H171V93H170ZM4 92L8 93L7 91H4ZM139 92H141V91H138V93ZM194 92H195V94H194ZM138 93H137V91H135L134 94L139 95L138 97L140 98L141 94H138ZM136 95H135L136 98L133 97L134 96L133 95L131 100L133 101V98L135 99V102H133V104L135 105L134 106L135 108L134 107L133 108L136 110V107H138L139 111H138V109L136 111L140 112L142 109L140 110L139 107L141 106V108H142L144 105L141 103V101L139 102V100H140L139 98H138L139 100L136 101V99H137ZM21 96H22V98L16 97L17 99L18 98H20V99H19L18 103L16 102L17 106H12V107H18V104H20V105L22 104L21 107L26 108L25 111L28 110L30 112L33 108H36L38 105H40L37 108L38 111L49 110L50 108H51L50 110H55V108L57 107L58 104L59 105H58L57 109H59V107L61 106V102L58 101L59 99L53 100V98H52V99H49L47 101L42 99V102L40 101L41 104L40 103L37 104V100H35L36 101L35 102L34 99H32L31 97L29 98L28 102H25L24 100H26V99L25 98L23 99V97L26 96V94L25 95L22 94ZM143 96H144V94H143ZM143 96H141V100H142ZM164 96L165 97L168 96L167 98H169V96H173L172 90L169 89V93L167 91L166 93H164ZM3 97H4V95H3ZM8 97H9V95H8ZM174 97H175V95H174ZM16 98H15V95L12 97L10 96V99H12V101L14 99L15 100L12 103L10 101V99H8L11 104L10 103H9L10 105L6 104V105H9V108H10V109L8 108L7 111L11 110V105H13V104L16 105V103H14L16 101ZM170 98H172V97H170ZM179 98H181V97L179 96ZM193 101L195 102V107L194 106L192 107V105L194 104ZM136 102H139L140 105L139 106H138V104L136 105ZM189 103H190V105H189ZM191 103H192V105H191ZM2 104H4V103L2 102ZM33 104H37V106L33 105ZM20 105H19L20 111H18L19 108L17 111L24 113L23 112L24 110L20 107ZM0 106L2 107V105H0ZM23 106H25V107H23ZM182 106H181V108L183 109ZM6 107H8V106H6ZM6 107L1 108L0 111ZM167 107H168L167 104H165L164 109ZM21 109H22V111H21ZM3 113H4V111H3ZM25 114H26V112H25ZM39 116L40 117H38V119L40 121L42 119V117L40 114H39ZM18 119H20V118H18ZM17 121H19V120H17ZM20 122H22V120ZM7 126L8 125L6 124L5 127H7ZM188 127H189V129H188ZM51 132L55 133L54 130H52ZM51 132L49 134H47V136L49 135L48 138H50ZM23 137H25V136H23ZM23 137L21 139L19 137L21 144H22ZM7 138L8 139H6L5 142L6 141L8 142L9 139H11V141H12L11 137H7ZM16 139L19 140L18 137L17 138L15 137V139L13 140L15 145L10 146V147H12L11 149H10V147H7L9 153H10V151H12L13 146L16 147V149L18 151L19 150L21 151L22 145H21V147H20V145H19V147H18V145L16 146V143H18L15 141ZM130 139H133V138H130ZM184 139H185V141H184ZM24 140L25 139H23V142H24L23 145L25 146V142H26V140L28 141V139H26L25 141ZM29 140L30 141L26 145L28 152L25 153V152H23L24 151L23 150V151H21V154L23 153L22 155H20V153L18 152L17 154H19V156H17V154H16L15 155V157H17L16 159L21 158L24 160L26 157L31 158V157H34L36 155L37 156L43 155L45 152H46V154H53L54 153L55 155H57L62 151L61 150L62 147H63V149H66V151H67L66 153H68L67 148L72 150L74 148L73 143H75L72 140L63 141L62 147L60 148L58 146L57 142H54V143L52 142L51 144H47V143H49L48 142L49 139H47L46 136H45V139L43 138V140L42 139H40V140L39 139H32V140L29 139ZM190 140H189V142H190ZM196 140H199V141L196 142ZM192 141H191V143H192ZM65 146H66V148H65ZM105 146L108 147L109 143L102 144L101 148H105ZM44 148H45V150H44ZM7 149H4V150L6 151ZM14 150H15V148H14ZM14 150H13V152H14ZM3 151L1 152L2 155L5 153V152L3 153ZM8 151H6L5 154H7ZM13 152H11V154ZM9 153H8V156H9ZM5 154L3 156H5V158H6ZM68 155H69V153H68ZM11 156L12 155H10V157ZM8 159H9V157H8ZM8 159L6 158V160H8ZM2 161H4V160H2ZM0 162H1V160H0ZM216 162H217V164H216ZM3 163H5V162H3ZM162 168L164 170L168 171L167 165L162 164ZM27 171H28V169L26 168L21 173L23 175L25 174V176H26ZM141 171H143V173H144V170H140V172ZM197 172L198 171L195 170V171H192L189 173L188 171L182 169L177 173V176L178 177H186V176L191 175V174H197ZM143 173L141 172V174H143ZM201 173H206V172L203 171ZM22 177H24V176H22ZM132 189L136 190L137 187L132 186ZM235 189H237V190H235ZM240 189H241V191H240ZM70 191L71 190H69V191L68 190H63V191L59 190L58 192L53 191V193L55 192V194L52 197L50 196L51 202H52V200L54 201V203H56V201H57V203L59 202V204H58L59 206L64 207L65 204L64 205L62 204L63 200L65 198H67L68 194H69L68 196L73 194V193H70ZM47 192L48 191H46L45 193L41 192V193L37 194L38 196L36 194L31 195V193H29V194L27 193V196L29 195L28 197L26 195H24L25 197L13 195L15 197V200L14 199L12 200L11 198L13 196L10 195V193H11L10 189H7V190L0 189L1 200L4 198L7 199L6 202H3L2 204H0V230H1L0 231V253H1L0 254V261H1L0 264H87V263L88 264H107V262L112 263V264L113 263L114 264H127V262H128V264H132V263H130L133 260V257H131V256L132 255L134 256L135 254H131V253H135L134 249L138 250V248L141 247L142 245L144 247V245L146 244L145 242H147V240H149L147 238L150 235L152 238L153 235L156 234L161 229V227H156L151 232V234H149V236L143 240H142V238H138V239L136 238L137 240H134L133 238L132 239L125 238V237L121 238L119 234H117L118 236H115L116 233H115V235L113 234V237H111L112 234L110 235V232L111 233L113 232L112 231L113 226L114 227H116L118 225L120 226V223L123 226V224L126 225V224H129L130 222L132 223V222L143 221L144 219H146L147 214H148L147 212H149V209H151V206H147L146 208L145 207L139 208L140 210L138 209L135 212V214L134 213L129 214L130 217L126 216L125 218H122L121 216H118V215L113 216V214H110V215L107 213L105 214V212H108L111 209V206H108L104 203H100V206H101V209L99 206L100 213L99 212L97 213L98 216L95 214V216H97L95 218L99 217L98 219L100 221L102 219L104 221L102 220L101 224H100V221L97 220L98 222L96 224L98 226L94 224L95 227L97 226L96 229H94L95 228L94 225H92V227H91V225H90V227L88 226L89 222H85L87 224V226H85L84 223L81 225L79 223V221L77 222V220L79 219L80 216L82 217V219L80 217L81 221L82 220L84 221V219L87 220V218H88L87 216H90L91 212L88 211L89 214H87V209H85V208H84L85 211H84V209L81 210L82 208L81 209L78 208L79 210H77V208H76L77 211L75 210V213L73 210L72 213L74 215L70 216V214H69V216L72 217V220H69L66 218L67 214H68L67 209H64V214L66 212V216L62 213L63 210H62V212H61V210L55 211L54 206H53L54 210L52 211L50 209V207H51L50 205H49V207L46 206L47 202L51 203L49 201V198H48L49 194L51 195V192H48L49 194ZM257 193H258V195H257ZM63 195H65V197ZM71 196L73 197L74 195H71ZM259 196H261V197H259ZM34 197H37L36 200H38V202L40 201L39 200L40 198L43 199L45 197V200L47 199L46 204H44V203L39 204V205L36 204V206H35V204H34L35 202L33 203V201L35 200ZM61 197L62 198L64 197L63 200L61 199ZM72 197L71 198L68 197V198H70V200H69V202H67L68 200L66 201L67 204L71 205ZM33 198H34V200H33ZM60 199L62 201L61 205H60V202H61ZM248 199L250 201H248ZM45 200H43V201H45ZM254 201H255V203H254ZM29 204H30V206H29ZM59 206L56 208L57 210L59 209ZM62 207H61V209H62ZM161 207L163 209L166 206H161ZM184 207L185 206L183 204L182 205L181 204L176 205L173 209V212L170 215H172V217H177L179 214H182L180 212H182V209L184 210ZM2 210H3V212H2ZM4 210H5V212H4ZM176 213H177V215H176ZM259 213H261V214H259ZM76 214H78L77 217H76ZM13 215H14V217H13ZM182 215L188 216V215H190V213L183 212ZM108 216H110V217H108ZM76 218H78V219L75 220ZM105 218L109 220L108 224L106 223L107 220ZM216 219H218V216L216 217ZM88 220H89V218H88ZM182 220L185 221L184 219H182ZM201 220H202V218H201ZM201 220H200V222L204 224L203 227L206 226L205 223L207 221L203 222V220L202 221ZM213 220L215 221V218H213ZM183 221H181L182 222L181 223L179 220H177L175 223L171 222L172 224L171 225L169 224V225L170 226L174 225V226H172L173 229H174V227L177 229V226H179V228L182 226L180 224H183V223L185 224V222H183ZM192 221L191 222L188 221L189 224H187V222H186L187 225L183 226L185 228H183V227L180 228L181 233L183 232V230L185 231V229H186L184 234L182 233L183 236L186 233H188L187 235L193 236L191 234L192 233L191 231H193V229L196 227V229H194V231H193V233H195V231L198 230V228H197L198 225L199 224L201 225V223L198 220L192 219ZM214 221H213V223H214ZM104 222H105V225H109V226H110V222H111V224H112L111 228L109 226L105 227ZM216 222H217V220H216ZM219 222H221V220ZM222 222H223V220H222ZM234 222H235L234 219L233 220L231 219V221L226 220V221H224L225 224L222 223L221 227L218 226V229H216L217 231L216 230L214 231V233H216V235L219 234L218 235L219 237L221 236V234H223L222 232L226 233V232L230 231L229 233H227V236L225 238H224L225 235L223 236L224 240L226 238H230V240H227L228 241L227 244L232 243L233 238L235 239L236 238L235 235L238 234V231L236 233V231L234 229V226H235L234 224H237V223H234ZM252 223L253 224L255 223V224L253 225ZM115 224H117V225L115 226ZM215 224L216 223H214L213 225H215ZM219 224H221V223H219ZM79 225H80V227H79ZM77 226L79 227L78 229L80 230L81 234L83 233V236L81 235V237L83 239H81V237L78 235L80 233H79V230L77 229ZM192 226H194L193 229H192ZM232 226H233V230H234L233 232L231 230ZM248 226H250L251 228ZM252 226H253V228H252ZM200 227H202V226H200ZM215 227H217V226H215ZM100 228L102 230L106 231L107 234L109 232L107 237L105 236V235H107L105 232H104V236H103V234H101V236H100V234L99 235L97 234V230L98 231L101 230ZM168 228H171V227L168 226ZM221 228H223V229H221ZM75 231H76L77 235H75L76 234ZM70 232L71 233L74 232V233H72V235L74 234L76 237L79 236V240L75 239L74 238L75 236L74 237H71V235L69 236L68 233H70ZM189 232H190V234H189ZM205 232H206V234H205ZM243 232H245V231H243ZM95 233L97 234V236ZM211 233H212V231L203 230V228H202V231L195 233L196 235L194 236V240H197L198 238L206 236L207 234L209 235ZM234 233H235V235H234ZM179 234H180V232H179ZM84 235H85V238H84ZM86 235H87V237H86ZM94 235H95V237H93ZM91 236L93 237V239ZM218 236H216V237H218ZM185 238L189 239V237H186V236H185ZM220 238H222V237H220ZM194 240L191 239L192 243L190 242V239L188 240L189 243L186 242V240H185V244L187 245V243H188V246L190 244L193 246ZM198 240L195 242L196 245L198 243ZM90 242H92V244L94 246L100 248L101 250L99 249L100 250L99 252L97 250V252H98L97 253L96 250L94 249V246L89 245ZM200 243H201V241H200ZM196 245L194 246L193 253H198V252L200 253L201 250H197V248L200 249L199 244L197 245V248H196ZM195 250H196V252H195ZM93 251H95L96 254ZM7 252H8V254H7ZM93 253L96 256L98 254V256L96 257L98 259L97 260L98 262H96V258H94L95 255ZM122 255H123V257H122ZM129 259H131V261ZM139 260L141 262H145L147 264H150V262L152 261L148 258H145V256H144V258L143 257L139 258ZM112 261H114V262H112ZM115 261H116V263H115ZM123 261H124V263H123ZM145 263H143V264H145ZM173 263L175 264V262H173ZM138 264H140V262ZM178 264H180V263H178ZM251 264H254V260L251 261Z\"/></svg>", "mask_w": 264, "mask_h": 264}]
</instances>
